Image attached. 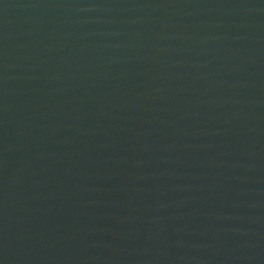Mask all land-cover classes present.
<instances>
[{"label": "water", "instance_id": "1", "mask_svg": "<svg viewBox=\"0 0 264 264\" xmlns=\"http://www.w3.org/2000/svg\"><path fill=\"white\" fill-rule=\"evenodd\" d=\"M0 264H264V0H0Z\"/></svg>", "mask_w": 264, "mask_h": 264}]
</instances>
